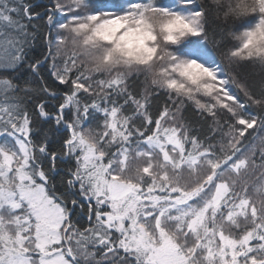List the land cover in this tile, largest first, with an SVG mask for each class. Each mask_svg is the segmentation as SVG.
<instances>
[{"label": "snow or ice", "instance_id": "obj_1", "mask_svg": "<svg viewBox=\"0 0 264 264\" xmlns=\"http://www.w3.org/2000/svg\"><path fill=\"white\" fill-rule=\"evenodd\" d=\"M0 264H264V0H0Z\"/></svg>", "mask_w": 264, "mask_h": 264}]
</instances>
